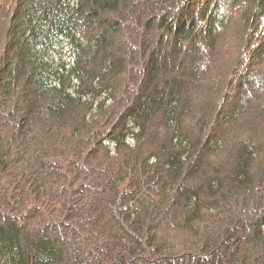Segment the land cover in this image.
I'll use <instances>...</instances> for the list:
<instances>
[{
  "label": "trees",
  "instance_id": "trees-1",
  "mask_svg": "<svg viewBox=\"0 0 264 264\" xmlns=\"http://www.w3.org/2000/svg\"><path fill=\"white\" fill-rule=\"evenodd\" d=\"M234 219L264 264V0H0V264H237Z\"/></svg>",
  "mask_w": 264,
  "mask_h": 264
},
{
  "label": "rangeland",
  "instance_id": "rangeland-1",
  "mask_svg": "<svg viewBox=\"0 0 264 264\" xmlns=\"http://www.w3.org/2000/svg\"><path fill=\"white\" fill-rule=\"evenodd\" d=\"M140 4L142 5L143 2H140ZM138 4V7L139 5ZM137 7V6H136ZM134 7V9L136 8ZM164 14V13H163ZM134 17H135V14L133 12H131L128 16H127V21L128 23H132V24H136L135 20H134ZM138 25V24H137ZM159 32V30L156 28L155 29V35H157V33ZM154 35V36H155ZM254 215V213H253ZM240 222H238L237 219H234L230 224L231 226H233L232 228L235 229L233 231V236H229L228 237V240L225 239V237L223 236V240L222 241V250H225L227 251V254L229 255V258L232 257L231 260H234L237 264H251L250 263V260H247V254L246 252L244 251L243 247L241 246V244H239V240L241 238V234L239 233V230H243L239 225ZM243 224H245L244 222H242ZM238 229V231H237ZM241 235V236H240ZM242 243V242H241ZM240 246V248H239ZM208 248V247H207ZM209 249V248H208ZM206 249V248H203L201 251L202 253H206L208 252L209 250ZM219 250V249H218ZM220 253H221V249H220ZM245 256V257H244ZM234 262V263H235Z\"/></svg>",
  "mask_w": 264,
  "mask_h": 264
}]
</instances>
